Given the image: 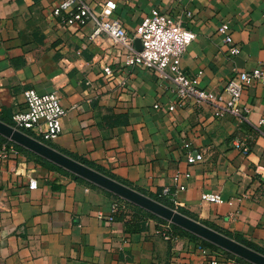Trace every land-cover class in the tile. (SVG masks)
Returning a JSON list of instances; mask_svg holds the SVG:
<instances>
[{"label":"crops","instance_id":"1","mask_svg":"<svg viewBox=\"0 0 264 264\" xmlns=\"http://www.w3.org/2000/svg\"><path fill=\"white\" fill-rule=\"evenodd\" d=\"M83 1L92 9L115 3L111 17L131 35L153 12L180 21L195 34L180 68L192 77L202 73L198 87L221 92L234 71H264V0ZM55 4L0 0L3 122L24 107V91L56 93L66 113L47 146L148 197L169 188L164 198L175 201L176 211L264 255V80L243 91V116L216 118L211 105L179 103L157 72L125 66L120 49L96 39L92 24L64 26L51 14ZM223 23L239 48L233 57L217 32ZM105 67L112 77H104ZM16 146L0 141V264L213 260L197 250L211 247L182 233L170 232L166 241L153 228L126 232L118 213L109 222L111 193ZM186 154L203 160L188 164ZM203 194H218L221 202L202 201Z\"/></svg>","mask_w":264,"mask_h":264},{"label":"built area","instance_id":"2","mask_svg":"<svg viewBox=\"0 0 264 264\" xmlns=\"http://www.w3.org/2000/svg\"><path fill=\"white\" fill-rule=\"evenodd\" d=\"M116 11V5L112 1H104L92 9L83 0H56L51 14L59 19L64 26L76 25L80 28L92 24L93 35L96 39H105L112 46L120 49L125 56V66L140 65L146 70L157 72L161 79L168 80L174 87V93L179 103L193 101L197 105L207 104L213 107V115L216 118L232 115L241 117L247 110L241 106V96L244 90L255 81L264 80V71L254 69L250 72L234 71L221 92H213L196 85V77L182 71L180 60L186 48L195 39V34L184 27L180 21L153 12L145 16L131 35L119 19L111 17ZM223 37V43L228 45L227 56L238 54L237 45H232L230 27L227 23L221 24L217 29ZM138 39L141 45L140 51L134 48V40ZM104 77H112L113 70L110 67L103 69ZM24 107L16 111L7 125L27 135L28 137L47 145L54 140L61 130V119L66 111L60 104L56 93L38 94L33 90L23 92ZM174 107H169L173 111ZM259 125H264L260 120ZM189 144H185L188 148ZM242 152L247 153L248 147L240 146ZM201 155L186 154L188 164L202 161ZM264 177V176H263ZM37 182L30 180L29 188L35 189ZM184 190V187H178ZM170 194L169 188L162 190V195ZM202 201L212 204L221 202L218 194H203ZM173 200V206L175 205ZM176 210V207L173 208ZM119 213V204L113 201L111 204V216L109 222H113V216ZM166 241L173 240L169 231H158ZM197 249L204 254V249ZM209 264H223L218 259L209 261Z\"/></svg>","mask_w":264,"mask_h":264},{"label":"water","instance_id":"3","mask_svg":"<svg viewBox=\"0 0 264 264\" xmlns=\"http://www.w3.org/2000/svg\"><path fill=\"white\" fill-rule=\"evenodd\" d=\"M138 51L141 45L138 39L134 40ZM0 136L8 141L40 156L41 158L61 167L72 175L79 177L123 200H126L164 221L217 246L228 253L250 263L264 264V255L236 242L235 240L213 230L202 223L185 216L178 211L169 208L150 197L133 190L87 166L67 157L56 150L44 145L27 135L13 129L0 121Z\"/></svg>","mask_w":264,"mask_h":264},{"label":"rangeland","instance_id":"4","mask_svg":"<svg viewBox=\"0 0 264 264\" xmlns=\"http://www.w3.org/2000/svg\"><path fill=\"white\" fill-rule=\"evenodd\" d=\"M111 195H112L113 201H117V203L119 204L118 216L121 218V220L124 221V223L129 224L131 227H134V228L137 227L139 229H144V230L149 229V228H153L154 230L159 231V232L160 231L173 232L172 231L173 229L170 226L172 224L168 223L167 221L162 220L161 218L151 214L150 212H148V211H146V210H144V209H142V208L126 201V200H123L117 196H114L113 194H111ZM174 233L181 234L179 232H174ZM205 242L206 241H204V243ZM206 243H208V242H206ZM209 244L210 243H208V245ZM208 245H204V246L205 247H211L212 249H204V256H211L213 259H218L223 264L227 263L229 261H237V262H241V263L250 264V263L234 256L233 254L226 252L225 250H223L217 246H214L212 244H210L209 246Z\"/></svg>","mask_w":264,"mask_h":264},{"label":"trees","instance_id":"5","mask_svg":"<svg viewBox=\"0 0 264 264\" xmlns=\"http://www.w3.org/2000/svg\"><path fill=\"white\" fill-rule=\"evenodd\" d=\"M0 121H2L3 122V118H1L0 117ZM9 122H7V124H8ZM0 141H7L6 139H4L3 137H1L0 136ZM11 143V142H10ZM16 147H18V146H16ZM18 148H20V147H18ZM21 149V148H20ZM80 163H82V164H84V165H86V166H88L87 165V163L85 162V161H80ZM74 178H78V177H75V176H73ZM167 195H169V194H167ZM167 195H160V196H156V197H150V198H152V199H154L155 201H157V202H159V203H161V204H163V205H165V206H167V207H170V208H172L173 209V199H165L164 197L165 196H167ZM177 211L179 212V213H181V214H183V215H185V216H188V214L183 210V209H177ZM189 217V216H188ZM116 220H118L119 222H122V224H123V228H124V230L126 231V232H128V233H133V232H138V231H141V230H144V229H139V228H137V227H131L129 224H126V223H124V221L123 220H121V218L117 215L116 216ZM171 226V228L173 229L172 231L173 232H179V233H183V234H185V235H188L189 237H191V238H193V239H195V240H198L199 241V243L201 244V245H208V243H204V241L203 240H201V239H199L198 237H196V236H194V235H192V234H190V233H188V232H186V231H183V230H181V229H179V228H177L176 226H174V225H170ZM172 235H173V233H171ZM174 236V235H173ZM237 242H239V241H237ZM204 243V244H203ZM210 245V244H209ZM208 245V246H209Z\"/></svg>","mask_w":264,"mask_h":264}]
</instances>
